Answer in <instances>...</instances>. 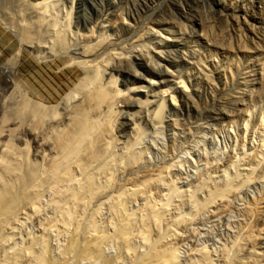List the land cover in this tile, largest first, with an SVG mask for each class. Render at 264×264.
Here are the masks:
<instances>
[{
  "label": "rangeland",
  "instance_id": "374dc122",
  "mask_svg": "<svg viewBox=\"0 0 264 264\" xmlns=\"http://www.w3.org/2000/svg\"><path fill=\"white\" fill-rule=\"evenodd\" d=\"M57 32L64 35L62 47L54 41ZM92 67L99 72L92 86L114 78L117 93L113 114L104 106L90 111L101 123L110 120L101 140H109L116 161L126 154L135 160L121 159L110 181L100 175L96 182L104 189L77 205L68 230L60 232L47 226L59 214L55 200L67 185L52 188L46 171L56 155V134L84 105L78 86ZM178 80L186 90L176 87ZM24 102L39 106L41 115L18 116ZM7 145L26 154L21 172L36 168L42 184L37 201L22 202L0 226V264L19 250L17 264H31L22 251L43 237L59 259L70 231L88 232L91 219L95 230L110 234L116 195L126 196V213L139 217L132 237L147 202L153 211L167 204L151 235L158 246L175 247L177 264H195L200 252L209 264H264V175L255 172L264 149V0H0L4 162ZM72 168L73 185L82 182ZM161 170L162 178H153ZM10 183L19 186L0 162V192ZM227 186L224 195L214 193ZM132 239L135 256L145 255L147 245ZM118 253L111 240L95 264ZM74 256L73 264H82ZM132 257L119 264H131Z\"/></svg>",
  "mask_w": 264,
  "mask_h": 264
},
{
  "label": "bare ground",
  "instance_id": "6f19581e",
  "mask_svg": "<svg viewBox=\"0 0 264 264\" xmlns=\"http://www.w3.org/2000/svg\"><path fill=\"white\" fill-rule=\"evenodd\" d=\"M21 35L24 41H30L29 31H27L26 28L21 29ZM54 41H56L59 46H63L64 35L62 34V32L56 33V35L54 36ZM91 71L94 72L93 77L89 75ZM84 75L85 76L82 82L80 81V86H78L80 87L79 91L82 92V94L84 93V105H80V107H78L74 111V116L71 117L69 127L67 126L68 128L61 130L56 134L54 138V147L56 149V155L52 159L46 171L47 178L49 179V184L50 186H52V188H58V186L62 185V183L63 187L64 184L65 186L67 185L65 188L59 191V194L57 195L58 198L56 196L57 200L55 201L57 202L59 214L57 217L52 219L47 226L48 229H59L60 232L68 230L70 224L72 223L71 220L74 216V210L77 205L79 206L81 204L83 205L84 203H87L96 194H98V192L100 193V191H102L101 188H103L102 185L104 183L99 185L96 182V179L101 180L102 177L100 178V175L106 176L105 180H109L111 179V174L113 173L114 169L119 165V162H134L135 160V158L133 157L134 155L132 153V155L123 154L124 156L118 161L114 159V157L108 150L109 140H101V137L103 138V135L108 132L109 127H107L106 124H110V120H108L109 122L107 121L108 123H105L106 121L104 119L105 122L101 123L98 121V116L96 117L97 119H94V116L93 118L91 117L93 113L90 114V111H96L97 113L102 106L106 108L105 110H107L108 113H112L111 110L113 108V104L115 103L114 101L117 97V93L114 91L115 89L111 88L115 86V79L111 78L110 83L105 86L99 84L96 86H92L93 82L98 81L99 72L97 71V68H90L89 72H86V74ZM175 84L178 89L180 88L182 90H186V84L184 83V81L178 80L177 82H175ZM168 101L172 103L173 99L169 98ZM28 105L25 102L24 104L22 103V105L17 111V115L26 116V114H31L33 117H35V119L38 118L41 115V110L37 108L39 106L29 109ZM161 108L162 105L159 106L158 110L154 115V118L157 120L160 119ZM263 152L264 149H262L260 153L258 151V156H261L262 158H258V156L256 157L259 160L261 159V161H259L258 163L257 159V162H255V158L253 168L251 166L253 172V169L257 167L256 165L255 167L254 164L258 163V167L256 168L255 172H258V174L262 175H264V155H262ZM5 155H7V162H4L2 160H0V162L5 166V168L10 174L16 176L19 182V186L15 189L12 188L11 183L6 184L3 186V190L5 191L0 192V226L6 223L8 219L10 220V218L13 217L14 213L16 214L15 210L20 204H22V202H34L31 200L35 198V191H38L36 189L42 184V180L38 179L34 174L35 171L33 170L36 168H34L33 170L30 169L28 173L21 172V164H24L26 161L25 153L20 154L17 152L15 154L11 146L7 145ZM73 166H75L77 170L79 169L77 172H80V175L82 176V182L78 181L74 185V175H72ZM31 167L33 166H30L29 168ZM163 173L164 170H161L153 178L160 179V177L162 178ZM263 177L264 176H262V178ZM147 182L148 180L144 181V187H146ZM229 187L227 186L225 189L222 190L215 189L214 193L218 194L219 196H222L224 195L225 191H227V188L229 189ZM136 191L139 190L137 189ZM214 193L211 196H214ZM125 197L124 199H126ZM124 199H121L120 195H116V197L114 196L113 203L111 204V208L113 211V223H111L112 232L110 234L102 230H95V223L91 219L88 225V232H86L87 230H84V232L80 231L78 227H74V229L70 231L69 240L59 259L53 257L51 248L49 247L50 243H48L49 240L46 237L41 238L39 241H31V243L23 249L22 254L26 256V259H29L31 261V264H73V260L71 261V257L74 256L73 254H75L74 259L79 262L81 261L80 263L82 264L84 262L86 264H95L99 259L102 258L103 249L105 245L109 241L115 240L118 244L119 255L107 261L106 264H119L122 262L123 258H128V256H133V259L131 258V264H177L178 255L175 247L168 245L158 246L156 240L153 239L151 235V231H153L152 228L154 229L156 224L161 220L162 217H164L163 215L166 210L165 207H167L165 205L167 204L162 206L160 209L153 211L151 209V201L147 202L145 204V207L143 208L144 210L142 209L140 227L138 230H136L135 234L133 233L134 236L132 237V224L139 217L133 216L134 214L126 213L127 204H124ZM194 202L196 208H199L200 203L196 201ZM141 214H139V216ZM133 232L135 231L133 230ZM131 237H135L138 242L140 241L142 244L144 243L145 245H147L148 251L145 255L141 257L135 256L136 250L131 242ZM19 251L21 252V250ZM20 252L17 253V255L15 254V256L13 255L14 257L12 256L13 258H11L8 262L6 261L7 264H17V261H19ZM198 256L199 260H197L195 264H209L208 262L210 261V259H208L209 256L206 252H200ZM239 262H241V260ZM226 264L234 263L226 262ZM236 264L248 263L246 261L241 263L237 262Z\"/></svg>",
  "mask_w": 264,
  "mask_h": 264
}]
</instances>
